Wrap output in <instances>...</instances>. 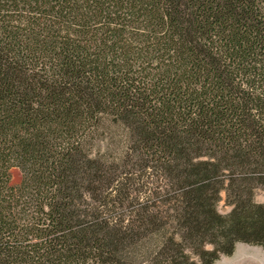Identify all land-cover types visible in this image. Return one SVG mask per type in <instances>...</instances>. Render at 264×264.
I'll return each instance as SVG.
<instances>
[{
	"label": "trees",
	"instance_id": "trees-1",
	"mask_svg": "<svg viewBox=\"0 0 264 264\" xmlns=\"http://www.w3.org/2000/svg\"><path fill=\"white\" fill-rule=\"evenodd\" d=\"M242 4V0H0V169L20 156L32 169L42 167V177L51 174L43 161L54 149L52 141L77 134L86 123H99L101 111H121L130 128L135 155L122 158L123 166L143 169L154 162L177 190L194 176L216 178L224 168L244 173L264 167V25L255 12L244 13ZM226 7L238 12L229 18L232 28L226 24ZM202 15H213L212 22L226 27H205L209 24L200 20ZM194 23L201 26L195 28ZM139 24L149 32L138 35ZM170 26V33L160 34ZM204 35L218 39L221 53L202 46L196 37ZM150 38H157L158 44L134 48L129 43L138 39L145 44ZM173 47L183 57L173 60L170 74L144 70L143 79L151 83L161 104L154 106L149 95L137 97L119 86L121 74L137 75L131 69L136 59L163 55ZM223 60L232 61L238 75ZM239 76L256 92L236 85L233 78ZM190 107L194 113L189 114ZM253 108L261 110L262 121ZM199 151L211 153L214 161L195 165L193 156ZM59 154L58 177L61 174L62 185L70 187L59 192L54 215L58 221L67 216L91 219L93 226L83 230L77 242L66 241L64 248L63 241L54 242L34 257L0 251V264H146L142 253L150 251L156 255L148 264H179L188 245L201 252V264H212L217 252H232L237 241L264 246V207L250 204L246 183L233 188L240 204L227 218L214 213L215 187L189 195L188 209L181 210L188 212L193 227L185 236L189 240L174 244L162 234L166 207L153 210L144 204L125 225L96 221L98 210L82 195L87 191L92 199L102 198L117 171L98 160L82 159L78 146ZM73 156L81 157L68 163ZM130 187L134 185L122 189L121 205L131 198ZM208 237L216 242L217 251L205 254L201 245Z\"/></svg>",
	"mask_w": 264,
	"mask_h": 264
},
{
	"label": "rangeland",
	"instance_id": "rangeland-1",
	"mask_svg": "<svg viewBox=\"0 0 264 264\" xmlns=\"http://www.w3.org/2000/svg\"><path fill=\"white\" fill-rule=\"evenodd\" d=\"M242 2L244 4L239 7L244 13L255 12V19L264 25V0H242ZM194 6L195 8L197 7L196 4ZM223 11L228 12L229 15L227 16L228 21L226 24H229L232 28L233 22L229 18L238 12H233L228 7L223 9ZM197 12L198 14L201 13V9H197ZM207 16L202 15L200 19L201 21L206 19L205 23L209 25H204L205 27L208 26V28L212 29L226 27L224 24L220 25L212 22L215 21L211 18L213 15L210 17ZM243 16L249 18L248 14ZM249 21L252 22L253 20ZM199 26H201L200 23H196L193 27L199 28ZM170 28L171 26L168 30L163 28L160 30V34L166 35L170 33ZM135 30H137L138 35H144L149 32L148 28L142 27L141 24L135 26ZM196 38L206 49L213 50L215 53H221L216 44L218 39L215 36L204 35ZM129 43L134 48L147 46L150 48L158 44V39L150 38L145 44L139 42L138 39H131ZM181 57L183 56L179 50L175 51L173 47L171 52L169 51V53H164L163 55L149 54L144 59H136L134 64L131 65V69L137 72V75H132V73L121 74V85L119 86L127 87L137 97H141V95L146 97L149 95L150 103L157 106L161 104V101L159 96L156 95L154 88H152V85H150L151 83L143 79L145 74L144 70L148 72L150 68H153L154 73L160 72L163 75H167L168 72L170 74L174 70L172 63L175 59L180 58L181 60ZM222 62L225 65L231 66L234 73L238 75V71L232 61L223 60ZM233 81L236 85L244 86L256 92V89L243 82L240 76L234 77ZM251 111L262 121V112L259 108H253ZM120 112L115 111L114 113H110L108 111H101L97 116L99 123H86L77 134L57 141L55 140V143L52 141L54 149L47 153V159L45 157L46 160L43 161L48 168L52 169L49 175L42 177V167L32 169L30 161L20 156L11 158L6 166L1 167V252H27L34 257L39 255L40 250H43L54 242L60 243L63 241L61 244L62 248L66 246V241L77 242L78 235L83 230L93 226L94 223L91 219L80 218L81 221H79L78 219L67 216L63 221H58V217L53 212V205L58 200L59 192L65 188L68 190L70 187V185L67 187L62 185L60 181L62 178L61 174L58 177L59 173L56 164L61 160V154L59 152L66 151L73 146L80 148L83 154L82 157L80 156L82 159L98 160L105 165V168L113 167L117 171L113 181L103 188L102 198L98 200L92 199V196L87 191L82 195L83 199L92 203L98 210L99 217L96 221L98 219L99 221L104 219L112 226L125 225L135 217V212L144 204H149L153 210L166 207V210H163L162 216H164L167 223L162 228V234L172 243L179 244L180 242L189 240L188 238L185 239V236L189 233L188 229L193 227L191 226L192 223L190 222L188 212L181 210V207L184 208L185 206L188 209V201H190L188 196L191 194L198 196L200 192L209 189L210 186L215 187L216 197L213 202L214 213L220 217L227 218L236 212L240 204L233 197V188L239 182H242V184L246 183L249 186L250 190L247 199L250 204L256 207H264V167L244 173L242 171L224 168L216 178L208 175L194 176V178L188 180V185L179 190L170 187L167 178L160 173L154 162L146 163L143 169H137L133 166L124 167L123 163H121L122 158L130 155L134 156L135 154L131 153L132 133L127 126L126 120L122 117L124 114ZM190 113H194L191 107ZM192 116H196V114L189 117ZM245 142L243 141L242 143L245 144ZM73 157V159L69 157L67 162L71 163L75 159L80 158ZM214 159L215 157L211 153L199 151L193 156V163L195 165L206 164L213 162ZM120 168L122 171H118ZM35 174L37 175L36 178H34ZM238 177L242 180L237 181ZM62 181L65 184V180ZM132 184L134 187H130L128 190V194H131L130 199L132 200L130 201L128 199L127 204L121 205L118 199L122 196V189L127 186H132ZM155 236L154 239L156 238ZM159 236L161 237V235ZM201 251L205 254L217 251V244L213 238L208 237L202 242ZM142 255L144 256L142 262L148 264L156 254L150 251L147 254L143 252ZM185 261L190 264H201L203 255L200 251H197L195 246L188 245L183 252L182 258H180L179 264ZM89 263L93 264L92 261ZM212 264H264V246L259 243H250L242 240L237 241L233 245L232 252H217V257Z\"/></svg>",
	"mask_w": 264,
	"mask_h": 264
}]
</instances>
